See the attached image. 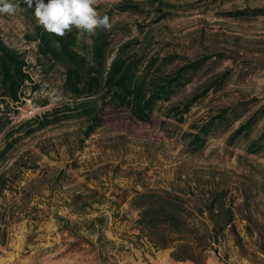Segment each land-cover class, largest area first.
Here are the masks:
<instances>
[{
  "label": "rangeland",
  "instance_id": "rangeland-1",
  "mask_svg": "<svg viewBox=\"0 0 264 264\" xmlns=\"http://www.w3.org/2000/svg\"><path fill=\"white\" fill-rule=\"evenodd\" d=\"M119 1L99 0L98 4L110 6ZM171 1L178 5L172 16L150 26L155 49L190 59L224 55L219 61L212 57L210 61L217 62L207 74L172 102L190 94L211 74L230 70L228 80L194 104L181 124L167 120L160 127L167 107L162 105L150 124L119 114L84 143L77 140L81 124L76 121L22 136L25 122L70 100L62 88L61 68L46 73L35 60L36 43L25 38L34 28L31 20L20 8L12 16L0 14V36L25 52L33 81L24 86L20 102L0 114V151L8 142L9 130L18 131L12 138L22 137L0 170L17 158L33 160V169L21 170L0 199L5 212L0 221V264H195L173 260L171 249L155 250L139 235L130 197L134 191L166 189L198 205L200 193L208 188L227 192L243 248L226 230L214 246L216 252L208 251L203 264H264V152L250 155L244 151L264 121L233 146L226 139L238 123L209 136L195 154L184 152L182 146V134L190 125L201 123L219 108L249 101L264 103V16H224L235 9L264 6V0ZM151 19L129 14L114 17L130 29L127 36L137 34L136 21L147 24ZM127 36L118 34L113 44ZM78 195L90 206L82 209Z\"/></svg>",
  "mask_w": 264,
  "mask_h": 264
},
{
  "label": "trees",
  "instance_id": "trees-1",
  "mask_svg": "<svg viewBox=\"0 0 264 264\" xmlns=\"http://www.w3.org/2000/svg\"><path fill=\"white\" fill-rule=\"evenodd\" d=\"M13 1L19 4L34 27L25 38L27 42L36 43L37 64L45 68L46 73L55 67L61 68L62 88L70 100L25 122L24 137L50 126L76 121L81 124L77 140L84 143L119 114H126L133 122L150 124L162 105L167 107L159 126L163 128L167 120L181 124L194 104L210 92L221 89L230 76V70L211 74L190 94L172 102L188 85L207 74L209 67L222 60L224 55H202L190 59L175 52L162 54L155 49L150 26L172 16L177 10V3L171 0H120L110 6L98 4L96 10L109 17L113 25L111 30L98 29L97 35L89 36L73 29L64 37L49 34L37 24L35 3L29 8L24 0ZM116 14L152 16V19L147 24L136 21L137 34L127 36L130 29L114 21ZM225 14L237 19L264 16V6L235 9ZM118 34L127 38L113 44ZM57 42L59 47L54 46ZM212 57H217V60L210 61ZM32 82L25 52L9 46L0 36V114L4 110L10 112V105L20 102L25 96L24 86ZM33 88L35 90L36 87ZM261 121H264V103L258 105L249 101L221 107L201 123H192L189 131L182 134L183 150L195 154L204 148L209 136L238 123L226 139V144L233 146L241 138H248ZM17 133L13 129L6 133L8 142L0 151V165L8 160V154L22 138H12ZM244 151L250 155L264 152V125L257 136L249 140ZM32 161L17 158L9 167L0 170V199L18 179L21 170L33 169ZM199 197L200 203L192 205L184 196L166 189L134 191L130 206L137 211L135 226L139 235L144 236L155 250L171 249L170 255L177 262L203 264L208 251L216 252L214 246L226 230L242 249V237L235 225V209L227 199V192L208 188ZM77 199L82 201V209L91 204L82 195ZM4 216L5 212L0 208L1 222ZM246 229L252 235V229L248 226Z\"/></svg>",
  "mask_w": 264,
  "mask_h": 264
},
{
  "label": "clouds",
  "instance_id": "clouds-1",
  "mask_svg": "<svg viewBox=\"0 0 264 264\" xmlns=\"http://www.w3.org/2000/svg\"><path fill=\"white\" fill-rule=\"evenodd\" d=\"M29 8L35 3L36 22L49 34L64 37L73 29L89 36L97 35L98 29L111 30L112 23L107 15H101L96 6L99 0H24ZM19 4L13 0H0V14L15 15ZM59 47L58 42L54 44ZM59 99V97H57Z\"/></svg>",
  "mask_w": 264,
  "mask_h": 264
}]
</instances>
